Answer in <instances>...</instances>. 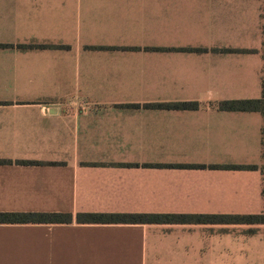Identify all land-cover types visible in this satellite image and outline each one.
Returning <instances> with one entry per match:
<instances>
[{"label":"crops","instance_id":"obj_1","mask_svg":"<svg viewBox=\"0 0 264 264\" xmlns=\"http://www.w3.org/2000/svg\"><path fill=\"white\" fill-rule=\"evenodd\" d=\"M263 55L264 0H0V213L72 215L0 223V264H264V224L76 219L261 215L264 118L218 104Z\"/></svg>","mask_w":264,"mask_h":264},{"label":"trees","instance_id":"obj_2","mask_svg":"<svg viewBox=\"0 0 264 264\" xmlns=\"http://www.w3.org/2000/svg\"><path fill=\"white\" fill-rule=\"evenodd\" d=\"M43 47V46H41ZM264 60V55H263ZM262 98L260 100L225 101L218 104L221 111L260 112L264 118V67L261 79ZM154 107L193 110L196 103L156 104ZM262 147L264 157V127L262 130ZM231 169L254 170L255 166H234ZM261 197L263 212L254 216H222V215H177V214H78L76 219L81 223L91 224H155V225H257L264 224V168L262 170ZM71 214H16L0 213V223H69Z\"/></svg>","mask_w":264,"mask_h":264}]
</instances>
